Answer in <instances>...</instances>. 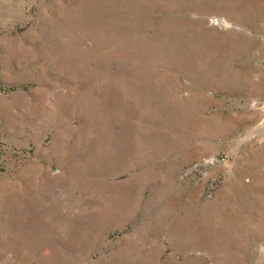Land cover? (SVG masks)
I'll use <instances>...</instances> for the list:
<instances>
[{"label":"rangeland","instance_id":"374dc122","mask_svg":"<svg viewBox=\"0 0 264 264\" xmlns=\"http://www.w3.org/2000/svg\"><path fill=\"white\" fill-rule=\"evenodd\" d=\"M0 264H264V0H0Z\"/></svg>","mask_w":264,"mask_h":264}]
</instances>
